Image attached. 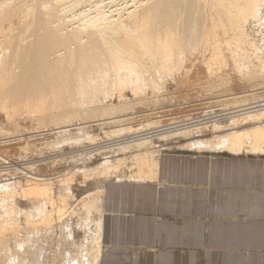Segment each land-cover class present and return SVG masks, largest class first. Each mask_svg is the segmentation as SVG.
Masks as SVG:
<instances>
[{
    "label": "bare ground",
    "instance_id": "6f19581e",
    "mask_svg": "<svg viewBox=\"0 0 264 264\" xmlns=\"http://www.w3.org/2000/svg\"><path fill=\"white\" fill-rule=\"evenodd\" d=\"M178 139L264 161V0H0V264H100L104 184Z\"/></svg>",
    "mask_w": 264,
    "mask_h": 264
},
{
    "label": "crops",
    "instance_id": "0c3cea01",
    "mask_svg": "<svg viewBox=\"0 0 264 264\" xmlns=\"http://www.w3.org/2000/svg\"><path fill=\"white\" fill-rule=\"evenodd\" d=\"M158 181H108L100 264H264V161L161 155Z\"/></svg>",
    "mask_w": 264,
    "mask_h": 264
},
{
    "label": "rangeland",
    "instance_id": "374dc122",
    "mask_svg": "<svg viewBox=\"0 0 264 264\" xmlns=\"http://www.w3.org/2000/svg\"><path fill=\"white\" fill-rule=\"evenodd\" d=\"M170 85V86H169ZM168 85V88H169V90L170 91H172V89H174L173 88V86L171 85V84H169ZM130 97V96H129ZM193 96H191L190 98H185V100H182V102H185V103H187V100H189L188 102H190V101H192V100H194L193 98H192ZM174 102H172L174 105H178V103H179V101L178 102H176L177 101V99L175 100H173ZM168 104H171L170 102H167V103H164V105L165 106H167ZM182 104V103H181ZM187 106H189V104H187ZM186 105H185V108L183 107V109H176V110H172V111H170L169 112V114H167L166 116H162V117H156V118H151L150 119V121H154V120H157V119H161V118H165V117H169L171 120H174V119H178V118H180V117H183V115H185V116H200V114H203V112H204V110L206 111V110H211L210 108H201L202 106H200V108H199V106L195 109V110H192L191 108H193L192 107V105H190L189 106V108L187 107ZM187 107V108H186ZM198 109V110H197ZM217 110H218V108H216ZM212 110H214L215 111V109H212ZM201 111H203V112H201ZM198 113H199V115H198ZM128 123V125H130V126H133V127H138L139 126V124H141V123H139V122H136V121H132V122H127ZM111 129H113V127H106L105 128V130L106 131H108V130H111ZM90 131L92 132V133H95V134H99L100 133V130L98 129V128H96V127H93V128H91L90 129ZM52 136L51 135H41V136H39L36 140H33L32 141V143H35V142H38L40 145H43V146H45L46 144H50V142H51V140H52ZM183 141L184 140H175L174 141V143H171L169 146L170 147H168V149H166L164 152H163V154L164 155H179V154H183V155H185V156H189V157H195V156H199V155H203V154H198V153H196V152H186V151H184V149H182V148H179V145H180V143H183ZM162 147H156V149L157 150H160ZM63 150H68V148L67 147H64L63 148ZM162 154V155H163ZM101 162V160H96L95 162H93V164H91V166H94V165H97V164H99ZM58 166H62V165H58ZM58 166H56L55 168H62V167H58ZM44 170H47V171H49L50 169L48 168V167H45V168H43ZM92 183H90L89 182V184H87V186H85V187H79V185H78V182H75L74 183V185H73V193H74V196H75V198H78L79 196H81V194L82 193H84L85 191H90V190H92L93 188H94V186L93 185H91ZM91 185V186H90ZM89 187V188H88ZM84 190V191H83ZM73 204H75V202L73 201V203H72V205ZM76 208H79V206L77 207L76 206ZM76 208H75V210H76ZM80 212H81V210H79ZM83 217V216H82ZM79 220L77 219V218H74L73 219V225L75 226L77 223H79L78 222ZM77 231V230H76ZM75 231V241L77 242V241H80L81 240V232H80V230L79 231H77L76 232ZM70 243V242H69ZM70 246V252H71V254L73 253V251H74V247H73V245L72 244H70L69 245ZM66 250H68V246L65 248V251ZM61 252L63 253V250H61ZM68 252H65V253H63V256H65L66 254H67Z\"/></svg>",
    "mask_w": 264,
    "mask_h": 264
}]
</instances>
